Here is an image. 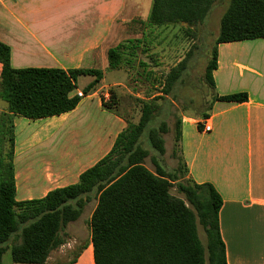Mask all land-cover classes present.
I'll return each instance as SVG.
<instances>
[{
	"label": "trees",
	"instance_id": "16d2710c",
	"mask_svg": "<svg viewBox=\"0 0 264 264\" xmlns=\"http://www.w3.org/2000/svg\"><path fill=\"white\" fill-rule=\"evenodd\" d=\"M213 1L152 0L144 23L148 27L184 23L185 32L193 35V28L206 21ZM263 37L264 0H228L205 65L204 80L213 91L210 103L247 100L245 92L223 96L214 93L212 71L216 68L217 45ZM128 43L108 49V68L134 67L140 41L129 39ZM190 54L187 51L159 78L139 60L137 75L143 73L152 85L160 88L155 89L159 94L151 98L136 99L138 120L133 122L118 110V96L110 87L109 99L101 98L102 106L126 122L110 151L81 172L77 182L54 188L40 198L17 201L13 117L38 119L73 109L80 99L70 95L77 76H95L84 88L86 93L101 73L94 68H13L10 48L0 42V99L6 103V109L0 111V264L7 249L14 263L45 264L50 253L65 243L62 231L66 225L79 218L91 199L96 200L88 222L94 264H227L219 233L218 192L210 183H196L186 177L181 155L176 167L170 170L162 164L167 123L159 117L162 110L157 100H165L184 82ZM210 103L199 114L200 119L209 117ZM197 128L202 130L201 122ZM180 134L177 118L176 144ZM148 156L154 170L144 164ZM172 188L182 197L174 195ZM198 223L205 233V245L198 235ZM80 249L64 264L73 263Z\"/></svg>",
	"mask_w": 264,
	"mask_h": 264
},
{
	"label": "crops",
	"instance_id": "0c3cea01",
	"mask_svg": "<svg viewBox=\"0 0 264 264\" xmlns=\"http://www.w3.org/2000/svg\"><path fill=\"white\" fill-rule=\"evenodd\" d=\"M151 4L152 0H0V42L10 48L13 68H94L101 73L86 93L84 88L95 76H77L70 95H85L73 109L38 119L13 117L17 201L40 198L77 182L81 172L110 151L126 122L101 103L109 87L124 86L122 76L105 81L110 69L107 51L131 39L130 24L140 22L135 28L145 32ZM178 25L186 27L179 23L151 28ZM151 39L158 41L155 35ZM250 48L252 65L243 57ZM118 70L124 74L123 68ZM212 78L215 94L245 92L247 100L211 102L208 132L197 128L199 117L181 115L179 148L186 177L210 183L221 198L218 225L226 263L264 264V37L219 43ZM62 234L72 238L65 228ZM79 247L71 264H94L90 229Z\"/></svg>",
	"mask_w": 264,
	"mask_h": 264
},
{
	"label": "rangeland",
	"instance_id": "374dc122",
	"mask_svg": "<svg viewBox=\"0 0 264 264\" xmlns=\"http://www.w3.org/2000/svg\"><path fill=\"white\" fill-rule=\"evenodd\" d=\"M228 0H214L211 11L203 24H199L193 28L194 34H187L183 25L171 27V29H152L146 26L145 32L140 30L137 32V26L140 22L136 21L134 26L128 32L131 39H138V48L135 52V64L130 69H125L124 74L118 69H107L105 81H109L113 77L122 76L124 86L113 87L117 94L118 110L129 117L133 122L139 118V103L137 98L148 99L157 93L155 89L160 86L151 83V79H147L142 73L137 75L138 61H144L149 68H154L156 77L168 71V69L181 60L187 53L191 51L188 57V69L184 82L173 91L172 95H167L165 100L158 99L157 103L161 105V116L167 123V132L163 134L165 140V153L163 155V166L166 170H170L177 165V158L180 156L179 143L174 140V126L177 118L182 114L190 115L198 118L202 111H205L211 100L212 88L204 80L205 65L210 57V51L214 43L215 36L218 33L219 20L227 7ZM133 24V23H132ZM139 24V25H138ZM158 38L157 43H152L151 36ZM150 40V41H149ZM126 44L128 39L125 40ZM147 51H143L142 49ZM250 54H244L246 63L252 65V48L248 49ZM154 59V60H153ZM157 64V65H154ZM122 69V68H121ZM140 72V71H139ZM110 88V87H109ZM6 106L5 101L0 99V107ZM157 121L155 118L154 122ZM174 150H176L174 155ZM144 164L154 170V166L150 157H146ZM174 195L182 197L175 188L171 189ZM96 203L95 199H91L82 210L79 218L68 223L65 232L71 233L72 238H65L63 246L58 247L51 254L48 264H64L73 256L75 250L88 236L89 217ZM198 235L200 241L205 245V233L202 226L198 223ZM79 240V241H78ZM68 243V244H66ZM2 264H20L14 263L10 257V250L7 249L2 257Z\"/></svg>",
	"mask_w": 264,
	"mask_h": 264
},
{
	"label": "built area",
	"instance_id": "2783aa9c",
	"mask_svg": "<svg viewBox=\"0 0 264 264\" xmlns=\"http://www.w3.org/2000/svg\"><path fill=\"white\" fill-rule=\"evenodd\" d=\"M75 95H77L79 98H82V97H84L85 94L82 91H77L75 93ZM103 98L106 101L109 99V92L108 91L103 95ZM201 124H202V131L208 132L211 130V125L206 119L202 120Z\"/></svg>",
	"mask_w": 264,
	"mask_h": 264
}]
</instances>
